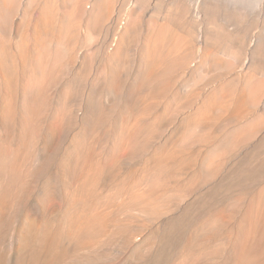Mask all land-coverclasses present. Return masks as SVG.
<instances>
[{
	"label": "rangeland",
	"instance_id": "rangeland-1",
	"mask_svg": "<svg viewBox=\"0 0 264 264\" xmlns=\"http://www.w3.org/2000/svg\"><path fill=\"white\" fill-rule=\"evenodd\" d=\"M192 3L0 0V264H264V0Z\"/></svg>",
	"mask_w": 264,
	"mask_h": 264
},
{
	"label": "bare ground",
	"instance_id": "bare-ground-1",
	"mask_svg": "<svg viewBox=\"0 0 264 264\" xmlns=\"http://www.w3.org/2000/svg\"><path fill=\"white\" fill-rule=\"evenodd\" d=\"M230 1H232V0H230ZM202 3H203V0H193V3H192V8H193V10H194V12H195V14L196 15H202L201 13H202ZM260 5V4H259ZM101 8V7H100ZM264 9L263 8H261L259 11L260 12H262ZM204 11V10H203ZM207 14V13H206ZM243 39H244V37H242ZM257 39V38H256ZM239 42V41H238ZM126 46H127V44H126ZM130 46V45H129ZM242 46V45H241ZM261 48V47H260ZM261 50V49H260ZM263 57V56H262ZM261 57V58H262ZM158 73V72H157ZM115 74V73H114ZM116 76V75H115ZM142 77V76H141ZM162 77V76H161ZM143 80V79H142ZM115 81V80H114ZM140 82V81H139ZM165 83H167V82H165ZM229 83V82H228ZM109 86V85H108ZM142 86H143V84H142ZM250 87V86H249ZM102 88V87H101ZM116 88V87H115ZM252 88H254V87H252ZM100 89V88H99ZM102 90V89H101ZM100 91V90H99ZM109 91V90H108ZM115 91H117V90H115ZM120 91V90H119ZM110 92V91H109ZM108 92V94H110ZM229 92V91H228ZM234 92V91H233ZM251 92H253V91H251ZM250 92V93H251ZM15 93H16V90L14 89V88H11L10 87V94H11V98H13L14 97V95H15ZM99 93V92H98ZM249 93V92H248ZM9 94V93H8ZM255 94V93H254ZM220 95H222V94H220ZM257 95V94H256ZM218 95H216L215 97H217ZM223 96V95H222ZM221 96V97H222ZM243 96V95H242ZM244 97V96H243ZM243 97H241V98H243ZM244 98H248V97H244ZM107 99V98H106ZM207 100V99H206ZM218 101V100H217ZM241 101V100H240ZM256 101V100H255ZM262 100H260V102H261ZM10 102H11V100H10ZM243 102H245V101H243ZM256 102H258V101H256ZM259 102V103H260ZM263 102V101H262ZM2 103H5L4 101L2 102ZM109 103V102H108ZM204 103V102H203ZM221 103L222 102H220V105H221ZM242 103V102H241ZM241 103H239V104H241ZM7 104V103H6ZM12 104V103H11ZM239 104L237 105V107L239 106ZM253 104V103H252ZM255 104V103H254ZM8 105V104H7ZM112 105V104H111ZM244 105V104H243ZM9 107V106H8ZM112 107V106H111ZM127 107V106H126ZM205 107V106H204ZM240 107V106H239ZM94 109V108H93ZM237 109V108H236ZM240 109V108H239ZM245 109V108H244ZM9 110H10V108H9ZM202 110V109H201ZM210 110L211 109H209V114H210V116H211V114L212 113H210ZM207 111V110H206ZM212 111V110H211ZM200 112V111H199ZM203 112V111H202ZM213 112V111H212ZM237 112V111H236ZM243 112H245V113H248L249 112V110H248V107H246V110L244 111L243 110ZM0 113L2 114V115H7V114H9V111H8V109H7V107L5 106V105H1L0 106ZM205 113V112H204ZM214 113V112H213ZM206 114V113H205ZM233 114V113H232ZM243 114V113H242ZM241 114V115H242ZM250 113H248L247 115H249ZM1 115V116H2ZM202 115H204V114H202ZM207 115V114H206ZM9 116V115H8ZM198 116V115H197ZM209 116V115H208ZM234 116V115H233ZM120 117V116H119ZM201 117V116H200ZM199 117V118H200ZM237 117V116H236ZM8 118V117H7ZM199 118H196V120L197 119H199ZM203 118H207V116L206 117H203ZM209 118V117H208ZM213 118V117H212ZM192 120V119H191ZM193 120H194V118H193ZM203 120H205V119H203ZM208 120V119H207ZM168 121V120H167ZM173 121V120H172ZM212 121V120H211ZM126 123V122H125ZM137 123V122H136ZM165 123H166V121H165ZM202 123H204V122H202ZM163 125H161V126H164V122L162 123ZM167 124V123H166ZM189 124V123H188ZM117 125V124H116ZM118 126V125H117ZM160 126V127H161ZM103 129H104V126L102 127ZM134 128V127H133ZM161 129V128H160ZM263 129V128H262ZM105 130V129H104ZM134 130V129H133ZM140 129H138V131H139ZM143 130V129H142ZM261 130V129H260ZM111 131V130H110ZM144 131V130H143ZM102 132V131H101ZM114 132V131H113ZM140 132H142V131H140ZM147 132V131H146ZM130 133V132H129ZM116 134H117V132H116ZM135 134V133H134ZM143 134V133H142ZM154 134V133H153ZM133 135V134H132ZM136 135H137V133H136ZM182 135V134H181ZM220 135V134H219ZM141 136V135H140ZM144 136V135H143ZM171 136V135H170ZM218 136V135H217ZM138 137H139V135H138ZM155 138V137H154ZM171 138H172V136H171ZM171 138H170V140H165L164 142L166 143L167 141V143L165 144L164 143V145L162 146V147H160V149H159V147H158V149H155V150H150V151H142L145 155H146V157L144 156V160L146 159V163L147 164H151V163H154V162H156L157 160H159V159H161V158H164V156L166 155V154H168L169 152L168 151H170V150H174L175 151V153L173 154V156H172V161L174 162V164H175V168H176V170L175 171H179V172H184V171H186V170H191L192 168H195V161H191V158L196 154H194L193 152H187L186 154H184V155H181V151L180 150H178V147L176 148V149H174V148H172L171 146V148H169V145H170V143L171 144H173V143H175L176 142V140L177 139H175V140H173L174 139V137H173V141H175V142H173L172 140H171ZM177 138V137H176ZM142 139V138H141ZM156 139V138H155ZM136 140H137V137H136ZM49 141V140H48ZM142 141V140H141ZM153 141V140H152ZM52 142V141H51ZM145 142V141H144ZM180 143V142H179ZM134 145V144H133ZM138 145V144H137ZM147 145V144H146ZM136 146V145H135ZM139 148V147H138ZM132 150V149H131ZM135 150L137 151V149L135 148ZM140 150V151H139ZM138 151L139 152H141V149H139ZM143 150V149H142ZM180 151V152H179ZM116 152V151H115ZM138 152V153H139ZM178 152L180 153V154H178ZM183 152V151H182ZM134 153V152H133ZM137 153V154H138ZM141 154L142 156L144 155V154ZM137 154H135L136 156H137ZM187 155H188V157H187ZM218 155V154H217ZM167 157V156H166ZM165 157V158H166ZM169 157V156H168ZM206 157V156H205ZM132 158L133 159H136L137 157H135L134 158V156H133V154H132ZM131 158V159H132ZM203 159V158H202ZM217 159V158H216ZM162 160V159H161ZM200 160V159H199ZM207 160V159H206ZM213 160L212 159H210V162H212ZM77 162V161H76ZM164 162H165V160H164ZM202 161H199V163H201ZM208 162V164L210 165V163H209V161L207 160L205 163H207ZM158 163H160V161H158ZM116 164V163H115ZM161 164V163H160ZM164 164V163H163ZM166 164V163H165ZM207 164V165H208ZM212 164V163H211ZM209 165L207 166V167H209ZM71 166H72V164H71ZM211 166V165H210ZM174 167V166H173ZM204 167H205V165H204ZM71 168V167H70ZM73 168V167H72ZM208 169V168H207ZM67 177V176H66ZM261 193V192H260ZM6 194V193H5ZM2 198V197H1ZM4 198V197H3ZM261 200V199H260ZM262 201V200H261ZM258 202V201H257ZM260 202V201H259ZM258 204V203H257ZM261 204V203H260ZM252 205V204H251ZM254 206V205H253ZM248 210H250L249 208H248ZM252 210V209H251ZM258 210V209H257ZM247 215V214H246ZM249 215V214H248ZM251 215H253V214H251ZM251 217L254 219V217L253 216H250V218H247L248 220L249 219H251ZM260 221V220H259ZM250 222V221H249ZM259 223V222H258ZM252 224H253V222H252ZM87 226V225H86ZM249 226V225H248ZM247 227V226H246ZM252 228H253V226H252ZM35 229V228H34ZM263 229V228H262ZM250 230H252V229H250ZM246 231H248V230H246ZM255 231H256V229H255ZM255 231H254V233H255ZM251 231H249V233H250ZM252 233V232H251ZM259 233V232H258ZM247 234V233H246ZM256 239V238H255ZM260 239V238H259ZM18 240H19V243H21L22 242V244H25L26 243V241H25V239H24V237L22 238V239H19L18 238ZM18 240H17V243H18ZM263 244V243H262ZM257 246V245H256ZM255 246V247H256ZM261 246V245H260ZM260 249V248H259ZM243 250H244V248H243ZM247 251V250H246ZM243 252V251H242ZM245 252V251H244ZM248 252V251H247ZM251 252V251H250ZM254 253V252H253ZM245 255V254H244ZM247 255V254H246ZM242 256V255H241ZM248 257V256H247ZM253 257V256H252ZM243 259V258H242ZM242 259H240L241 260V263H242ZM247 259V258H246ZM53 258L49 261V263H52L53 261ZM238 261H239V259H238ZM246 261V260H245Z\"/></svg>",
	"mask_w": 264,
	"mask_h": 264
}]
</instances>
